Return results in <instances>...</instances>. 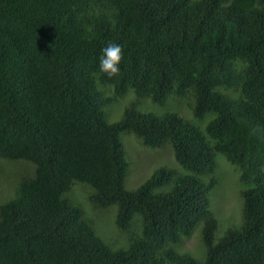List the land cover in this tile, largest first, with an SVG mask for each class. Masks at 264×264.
<instances>
[{"label":"trees","instance_id":"obj_1","mask_svg":"<svg viewBox=\"0 0 264 264\" xmlns=\"http://www.w3.org/2000/svg\"><path fill=\"white\" fill-rule=\"evenodd\" d=\"M108 42L124 49L111 79ZM97 84L186 98L193 120L130 106L108 122ZM208 114L211 142L195 123ZM120 132L169 142L187 172L160 166L128 190ZM217 152L243 184L241 220L221 234ZM0 158L34 165L0 200V264H264V0H0ZM75 182L93 189L85 205ZM112 204L105 240L93 219ZM195 233L197 253L183 247Z\"/></svg>","mask_w":264,"mask_h":264},{"label":"rangeland","instance_id":"obj_2","mask_svg":"<svg viewBox=\"0 0 264 264\" xmlns=\"http://www.w3.org/2000/svg\"><path fill=\"white\" fill-rule=\"evenodd\" d=\"M97 85L100 90L101 85ZM108 87L111 91L105 90V92L110 94V96H106L100 90L101 97L106 98V100L101 101V106L108 122L119 120L125 108L130 106L139 111L153 112L155 114L175 111L184 118L193 120L192 111L186 102V98L159 105L153 103L149 98L137 97L132 90H129L123 95L113 96L112 87ZM109 97L111 98L107 99ZM210 117L211 114H208L202 118V120H195V123L203 131L205 138L211 142L210 136L205 131V124ZM119 139L128 162L124 179V186L128 190L136 189L160 166L173 169L180 173L187 172L186 169L175 160L169 142L154 147L148 146L143 144L132 132H120ZM0 160L4 161L3 166H0V168H2L0 170V200H2L5 194H11L9 191H11L12 186L19 181V174L24 171L25 167L30 165L33 169L34 165L22 159L8 160L0 158ZM215 163L214 175L217 178V183L211 188L209 197L210 208L219 223V232L221 234L225 229L237 224L241 220L242 199L240 191L243 188V184L239 179L240 172L238 168L230 163L223 154L218 152L215 153ZM21 174H24V172ZM204 178L208 179L209 176H205ZM92 190V187L87 184L75 182L72 185V189L67 192V195L71 197L72 194L75 202L80 203V205H85L88 194ZM12 195L6 197L4 200L10 198ZM90 213L92 212L88 208V215ZM100 213L99 217L94 215L93 219L95 227L101 231V233L98 232V234L105 240H113L114 233L117 232L115 224L116 206L112 204L107 208H103ZM198 242L195 233L184 240L183 247L197 253L199 249Z\"/></svg>","mask_w":264,"mask_h":264},{"label":"clouds","instance_id":"obj_3","mask_svg":"<svg viewBox=\"0 0 264 264\" xmlns=\"http://www.w3.org/2000/svg\"><path fill=\"white\" fill-rule=\"evenodd\" d=\"M124 49L116 42H108L101 49L99 58V71L104 73L109 79L116 77L120 73V64L124 59Z\"/></svg>","mask_w":264,"mask_h":264}]
</instances>
